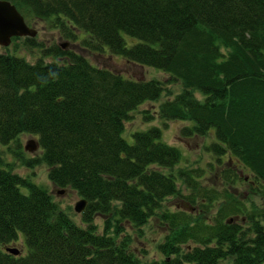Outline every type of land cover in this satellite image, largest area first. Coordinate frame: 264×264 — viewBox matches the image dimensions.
I'll use <instances>...</instances> for the list:
<instances>
[{
    "label": "trees",
    "instance_id": "1",
    "mask_svg": "<svg viewBox=\"0 0 264 264\" xmlns=\"http://www.w3.org/2000/svg\"><path fill=\"white\" fill-rule=\"evenodd\" d=\"M5 1L25 22L46 21L82 50L107 51L166 78L130 79L35 38L24 40L41 48L34 64L0 54V144L36 136L40 156L16 154L21 164L45 165L55 188L87 201L76 224L31 175L0 159V264H264V0ZM168 84H179L180 92ZM160 99L158 126L127 141L132 114ZM148 114L140 113L151 121ZM170 121L191 124L181 128L186 138L213 135L204 149L221 166L227 157L224 180L234 186L243 172L244 181L252 175L263 208L251 203L248 211L228 190L200 187L202 169L179 167L181 151L163 141ZM181 184L200 191L216 216L203 222L162 210L169 198L182 197ZM230 215L245 217L248 226L225 222ZM156 216L167 228L163 254L142 261L124 223L141 233ZM19 240L26 253L14 256L7 248Z\"/></svg>",
    "mask_w": 264,
    "mask_h": 264
},
{
    "label": "rangeland",
    "instance_id": "2",
    "mask_svg": "<svg viewBox=\"0 0 264 264\" xmlns=\"http://www.w3.org/2000/svg\"><path fill=\"white\" fill-rule=\"evenodd\" d=\"M27 22V26L37 32L35 39L39 44L42 43L46 47L65 45L62 47L63 49L79 52L85 56L90 63L98 68L109 69L115 73L123 75L124 77L138 81H144L146 79L150 80L151 78L152 80H164L166 78V76L156 69L147 67L141 68L128 64L119 56H110L107 51L105 53H91L82 50L79 45L75 46L73 43L65 41L66 39H64L63 34H61L58 29L52 28L50 23L46 21L35 20ZM124 38L127 46L133 44V39L127 36H124ZM24 40L25 37L12 38L11 44L8 47L0 46V54H8L18 58H24L28 63L34 64L39 58H42L41 48L30 47L24 43ZM44 60L45 62L55 61L53 57H45ZM168 86L173 94H177L181 90L179 84H168ZM165 98L166 97H164L163 100ZM163 100L160 99L158 102H147L139 108L137 113L132 114V118L129 122L125 123L126 134L124 136L127 141L132 142V133L136 131L144 132L152 126H158V119L156 118L157 106ZM144 111H147L149 113L148 115L153 117L151 121L144 120L140 115V113ZM186 124L191 125L190 123L185 122L170 121L163 132V141L178 148L183 155V159L178 166L188 170L202 169L201 173L200 170H198V174H200V178L198 179L200 187H205L203 189L208 188V190H215L219 193L228 190L238 198L240 202L244 203L245 209L248 211L252 210L251 203L254 204L257 210H261L263 208L261 198L255 191L251 190V185H255L253 176L251 175L250 179L248 177L247 181H244L243 178L246 175V172H243L244 176L241 175V180L236 182L234 186L231 182H226L223 178L222 167L228 162L227 157L224 158V165L221 166L218 164L215 155L204 149V146L214 139L213 135L207 137H183L181 135V128ZM30 140L37 142V137L26 134L21 135L17 140L7 145L0 144V159L3 163H9L13 171L18 175L23 177L31 175L33 181L36 182L37 185L46 188L52 194L53 200L61 209L69 213L70 217L76 224L81 223V214H76L74 212V206L81 198L70 189H67L64 194L58 195L57 191H59V189L55 188V186L49 181L47 175L48 171L45 165L41 164L34 168H29L22 165L20 159L16 157V154H20L21 157L26 159L37 158L40 156V149L33 153L24 150V147ZM151 168L156 169V166H152ZM236 168L237 167H235L234 171L237 172V174H240ZM232 169H234V167ZM163 171L167 173L169 172V169H164ZM180 190L182 197L179 195L177 197L169 198L164 202L162 210L183 211L191 214L196 219H202L203 222L216 216L217 210H213V207L207 208L209 205L208 202H203L206 207H201L200 204L202 202L199 203L200 197L198 196L200 191H192L193 189L186 188L182 184L180 185ZM24 192H26V190H24ZM217 195L219 201L221 196L219 194ZM162 210L158 213L159 216L163 214ZM226 220L234 221L238 224L241 222V224L243 223L248 226V223L243 216L230 215L227 216V219L225 218V222ZM94 223L99 227L98 232L102 233L103 219L96 217ZM124 227L125 232L132 237L131 249L137 257L141 258L142 261L147 262L161 259L163 253L159 247L165 241L167 228L158 216L154 217L148 224L143 226L141 228V233L129 223H124ZM14 248L18 249L20 254H23L24 251L26 253L22 240L15 243ZM182 250L185 251L186 247H183Z\"/></svg>",
    "mask_w": 264,
    "mask_h": 264
},
{
    "label": "water",
    "instance_id": "3",
    "mask_svg": "<svg viewBox=\"0 0 264 264\" xmlns=\"http://www.w3.org/2000/svg\"><path fill=\"white\" fill-rule=\"evenodd\" d=\"M36 31L27 26L23 16L17 11L14 5L5 0H0V46L8 47L14 37L35 38ZM65 45H62L64 47ZM38 143L34 140L27 142L24 147L25 151L29 153L38 150ZM66 190L57 191L58 195H62ZM87 205L85 199H80L74 206V212L81 214ZM7 251L18 256L20 252L17 249H9Z\"/></svg>",
    "mask_w": 264,
    "mask_h": 264
},
{
    "label": "bare ground",
    "instance_id": "4",
    "mask_svg": "<svg viewBox=\"0 0 264 264\" xmlns=\"http://www.w3.org/2000/svg\"><path fill=\"white\" fill-rule=\"evenodd\" d=\"M200 200L202 201V203H203V202H207V199H205V198H203V197H202V198L200 197Z\"/></svg>",
    "mask_w": 264,
    "mask_h": 264
}]
</instances>
